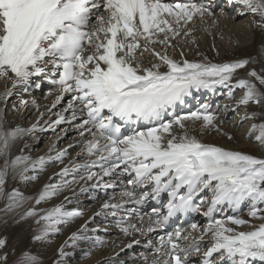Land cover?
Here are the masks:
<instances>
[{
	"label": "snow or ice",
	"instance_id": "obj_1",
	"mask_svg": "<svg viewBox=\"0 0 264 264\" xmlns=\"http://www.w3.org/2000/svg\"><path fill=\"white\" fill-rule=\"evenodd\" d=\"M228 3L242 5L239 15L250 14V26L264 37V0ZM214 17L215 12L201 0H0V81L5 83L0 103L7 104L14 94L28 93L33 87L40 89L41 81L47 80L56 88L51 108L66 95L70 97L48 129L54 131L62 123L71 124L78 114L86 115L76 128L80 137L85 133L91 137L77 153L89 159L72 169L62 168L58 175L71 172L72 179L45 184L35 205L82 180L93 182V190L105 192L115 190L117 179L124 185L119 199L115 193L108 196L94 216L67 237L53 264H69L68 258L82 243L103 247L106 240L89 234L100 229L88 225L95 217L108 216L125 237H146L144 247L149 251L142 254L143 264H264V156L202 142L199 136L206 132L224 135L218 117L207 105L185 115L169 111L183 104L192 89L223 87L229 99L239 89L242 95L232 111L241 107L245 111L237 126L251 121L244 138L264 150V66L258 72L247 69L254 59L212 63L207 57L189 61L183 51L179 60L167 53V48H175L172 41L177 37L192 36L188 26L196 20L210 21L204 31L211 34L218 23ZM146 53L154 58L148 66L144 64ZM240 70H246L243 76ZM28 106L29 101L21 98L13 104V111L22 114ZM31 106L39 112L35 100ZM5 111L0 108V198L6 202L2 211L13 213L31 198L16 189L6 192L7 178L35 181V175L26 174L43 171L47 162L63 163L67 149L55 157L35 160L23 154L12 157L15 142L45 130L40 126L44 113L24 128L10 127L3 119ZM165 114L172 119L165 120ZM141 124L143 129L121 131L123 125ZM227 138L233 139L231 135ZM54 148L55 144L49 151ZM96 168L99 171L92 170ZM86 191L80 187L81 193ZM202 193L207 195L201 197ZM162 194L167 195L165 214L153 208L145 214L147 220L138 215L139 223L130 222L133 209H128L129 216H119L126 205L141 206L149 198L160 202ZM64 199L70 201L67 196ZM190 211L199 212L205 223L165 231L170 218ZM82 215L58 204L43 214L29 208L19 219L38 217L35 222L42 227L31 237L35 245L59 235L61 225L68 226ZM139 243L133 239L125 248ZM11 251L14 257L10 260L8 240L0 237V264H44L41 254L31 248L17 251L13 247ZM81 251L83 257L90 255V248ZM118 256L109 257L106 264H125Z\"/></svg>",
	"mask_w": 264,
	"mask_h": 264
},
{
	"label": "bare ground",
	"instance_id": "obj_2",
	"mask_svg": "<svg viewBox=\"0 0 264 264\" xmlns=\"http://www.w3.org/2000/svg\"><path fill=\"white\" fill-rule=\"evenodd\" d=\"M227 1L228 0H224V5ZM212 2L213 1L208 5L215 12L214 18L218 23L215 27L211 28V34L204 31V29L208 27L210 21L201 22L196 20L188 26L193 29L192 36L177 37L176 40L172 41L175 48H167L168 55L179 60L180 52L183 51L184 57L189 61H203L204 57H207L208 61L212 63L232 62L238 59H249L251 61L254 59L256 62L249 63L247 69L250 70L255 68L259 72L262 66H264V37H262L258 30L250 26V21L252 19L251 15L240 16L239 12L243 6L236 3H232V13L226 9L223 10L225 14L221 15L222 10H214ZM193 39L195 43H192ZM155 46L158 51H164L162 46ZM213 47H215V51ZM153 59V57L146 53L144 57L145 66H148ZM245 71L246 70H240L239 74L243 76ZM4 86V81H0V91H3ZM42 89H44L43 85L40 89H35L33 87L28 93L20 92L14 94L7 104L0 103V108L6 109L3 113V119L10 127L19 125L28 128L37 121L40 113H44L43 119L40 120V126L45 130L37 131L15 142L10 150L11 156L14 157L23 154L35 160L40 156L55 157L59 151L65 149H67V155L63 163L58 161L47 162L43 171H30L26 174L28 176L35 175L37 177L35 181L21 182L19 177L16 179H12L11 177L7 178L6 192L16 189L25 197L31 199H28L21 209L13 213H5L2 209L5 207L6 202L3 198H0V237H6L8 240L10 260L14 257L11 251L13 247H15L17 251L31 248L34 253L39 252L41 254L44 264H53V261L57 258L56 252L59 246L72 232L76 231L80 225L92 218L96 210L100 208V205H94L97 201L95 200L97 199V195L96 190L90 187L93 182L86 183L83 180L65 189L64 192L60 193L52 200L41 203L40 205H35V198L45 184L60 183L61 180L72 179L73 173L71 172L65 177L58 175L62 168L67 166L69 169H72L74 164H83L89 159L83 154L77 156V153L81 151L83 142L91 138L88 133H85V137L83 138L79 136L76 125L84 119L79 114L77 119L71 124L62 123L56 126L54 131L48 129V123L57 119L56 113L63 111V108L66 107V102L63 99L55 108H51L56 94L49 92V97H44L42 99L36 98L34 93L42 92ZM204 91L209 95L216 94V97L219 99L214 109L218 117L217 124L224 135L214 131L206 132L204 135L199 136L202 142L215 144L226 149L241 151L255 156H264V150L255 143L249 142L244 138L251 121L245 122L242 127L237 126L236 122L239 120L240 116L243 115L245 109L241 107L235 112L232 111V109L236 107V100L240 98L242 91L237 89L232 99H229L227 96L228 89L223 87L204 89ZM21 98L29 101L28 108L25 109L22 114L13 111V104L18 103ZM32 100H35L39 106V112H37L36 108L31 106ZM49 108H51L50 112L48 111ZM248 110L252 111L253 109L250 108ZM217 111H219V114ZM222 111H225V113H222ZM64 115L70 116L71 112H65ZM220 121H223V123H220ZM195 134L199 135L198 132ZM229 135L233 137L232 140L227 138ZM53 144H55V148L49 151ZM69 145H72V147H69ZM21 149H23V152H21ZM0 163H2V161H0ZM92 170L99 171L98 168ZM81 186L88 188V191L81 193ZM65 196L69 197L70 201L65 200ZM58 204H63L66 210H79L83 215L68 226L61 225V233L59 235L50 236L48 242L44 244H31V237L34 233L39 231L42 224L38 225L35 222L38 217L21 221L19 219L20 214L33 207L37 212L43 214L44 210ZM244 215L246 218V211ZM97 220L98 217H95L93 223L89 224L88 227L90 229L98 228L95 224ZM17 221L19 222L17 223ZM98 229H100L98 232L89 234L99 236L106 240L107 243L103 247L90 246L83 243L80 244V246L74 250L75 254L68 258L69 264H106L107 259L116 256L117 253L119 254L118 259L123 260L125 264H137L136 262H138V260H133V255L130 256L125 250V253L121 251V248H124L127 244L128 238L125 237L119 229H115L114 231L112 230L113 228L108 227L107 231H104V227ZM89 248L90 255L83 257L81 250ZM69 251L73 250L69 249ZM136 258L139 259L138 257ZM139 262L142 263V261Z\"/></svg>",
	"mask_w": 264,
	"mask_h": 264
},
{
	"label": "rangeland",
	"instance_id": "obj_3",
	"mask_svg": "<svg viewBox=\"0 0 264 264\" xmlns=\"http://www.w3.org/2000/svg\"><path fill=\"white\" fill-rule=\"evenodd\" d=\"M35 91V90H34ZM69 168V167H68Z\"/></svg>",
	"mask_w": 264,
	"mask_h": 264
}]
</instances>
